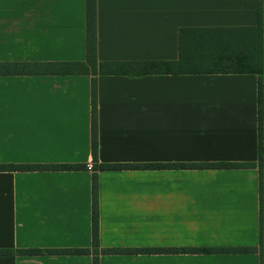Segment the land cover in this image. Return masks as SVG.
Segmentation results:
<instances>
[{"label": "crops", "instance_id": "obj_1", "mask_svg": "<svg viewBox=\"0 0 264 264\" xmlns=\"http://www.w3.org/2000/svg\"><path fill=\"white\" fill-rule=\"evenodd\" d=\"M257 25L258 0H97L98 62L129 63L119 70L128 73L0 75V165L85 166L0 172V264H93L91 255L36 251L92 248V177L102 164L256 166L98 170L101 249L259 247L260 75L141 74L143 63L180 60L181 29ZM85 60L86 0H0V63ZM99 264L261 256L101 254Z\"/></svg>", "mask_w": 264, "mask_h": 264}, {"label": "trees", "instance_id": "obj_2", "mask_svg": "<svg viewBox=\"0 0 264 264\" xmlns=\"http://www.w3.org/2000/svg\"><path fill=\"white\" fill-rule=\"evenodd\" d=\"M181 58L178 62L153 61L143 63L147 74H257L259 78V159L260 176V246L190 249H101L99 226L98 170L174 168L182 170L254 168V163L172 164V165H108L94 168L92 177V248L36 251L51 255H91L99 264L101 254H260L264 264V0H258V25L244 28H191L180 30ZM186 40V42H185ZM97 0H86V60L84 62L0 63V75H124L119 71L129 63H99L97 57ZM188 53V54H187ZM92 150L97 161L98 151V83L92 80ZM83 165H0V172L82 171ZM19 253H31L20 251Z\"/></svg>", "mask_w": 264, "mask_h": 264}, {"label": "built area", "instance_id": "obj_3", "mask_svg": "<svg viewBox=\"0 0 264 264\" xmlns=\"http://www.w3.org/2000/svg\"><path fill=\"white\" fill-rule=\"evenodd\" d=\"M87 167H88L89 170H92V169H93V163L90 162V163L87 165Z\"/></svg>", "mask_w": 264, "mask_h": 264}]
</instances>
